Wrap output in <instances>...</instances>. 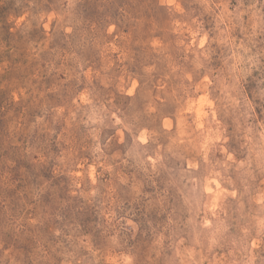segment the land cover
I'll return each instance as SVG.
<instances>
[{
  "label": "rangeland",
  "instance_id": "374dc122",
  "mask_svg": "<svg viewBox=\"0 0 264 264\" xmlns=\"http://www.w3.org/2000/svg\"><path fill=\"white\" fill-rule=\"evenodd\" d=\"M0 264H264V0H0Z\"/></svg>",
  "mask_w": 264,
  "mask_h": 264
}]
</instances>
